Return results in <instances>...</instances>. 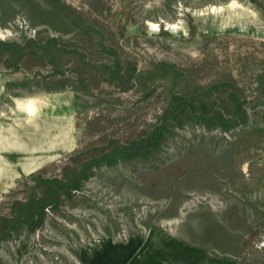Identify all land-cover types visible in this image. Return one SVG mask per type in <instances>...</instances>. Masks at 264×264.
<instances>
[{"label":"rangeland","instance_id":"1","mask_svg":"<svg viewBox=\"0 0 264 264\" xmlns=\"http://www.w3.org/2000/svg\"><path fill=\"white\" fill-rule=\"evenodd\" d=\"M158 230L264 264V0H0V264Z\"/></svg>","mask_w":264,"mask_h":264},{"label":"crops","instance_id":"2","mask_svg":"<svg viewBox=\"0 0 264 264\" xmlns=\"http://www.w3.org/2000/svg\"><path fill=\"white\" fill-rule=\"evenodd\" d=\"M153 234L146 240L136 237L120 243L105 241L94 255L90 253V264H218L208 253L194 250L159 230Z\"/></svg>","mask_w":264,"mask_h":264}]
</instances>
